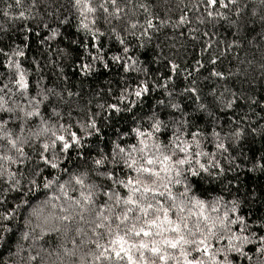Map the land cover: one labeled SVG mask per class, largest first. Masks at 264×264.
Wrapping results in <instances>:
<instances>
[{
  "label": "clouds",
  "instance_id": "1",
  "mask_svg": "<svg viewBox=\"0 0 264 264\" xmlns=\"http://www.w3.org/2000/svg\"><path fill=\"white\" fill-rule=\"evenodd\" d=\"M0 62V264H264V0H0Z\"/></svg>",
  "mask_w": 264,
  "mask_h": 264
},
{
  "label": "trees",
  "instance_id": "2",
  "mask_svg": "<svg viewBox=\"0 0 264 264\" xmlns=\"http://www.w3.org/2000/svg\"><path fill=\"white\" fill-rule=\"evenodd\" d=\"M30 27H33L32 25H30ZM39 31V29H35L34 31H32L31 33H29V46L30 49H32L33 51L36 48L37 45V36H36V32ZM43 35H47V33H43ZM42 36L40 38H42ZM105 46H107V41L104 42ZM89 47H91V43L89 44ZM115 47V46H113ZM77 54H78V59H77V63H79V56L83 55V52L80 48H74L73 49ZM143 59H151V56L148 53H145L144 56L142 57ZM111 63V62H109ZM153 69L155 70V65L153 66ZM4 70V66L3 63L0 62V71ZM113 71H115V69H113ZM69 72L71 73L72 70L69 69ZM108 75L107 72L101 71L99 76L97 77V81L95 82H102V80L104 78H106ZM165 75H171V73L165 72ZM78 77H79V69H76L75 74L73 75V81L77 82L78 81ZM94 81H86V83H95ZM261 101H264V96L260 97ZM240 107H243V103L239 102ZM150 107V104H149ZM258 112H260L261 115H264V108H258L257 109ZM232 113H228L227 116H231ZM203 120L202 118H200L197 123L198 124H202ZM262 123H264V121H261ZM121 123H123V121H121ZM123 131H128V128H124ZM255 149H253V153H255ZM255 158V157H254ZM233 177H230V179ZM236 185L239 186L241 192H249V193H259V198L252 201L250 206H246L245 210L241 213L242 215L251 217V219L249 220V223L252 222V220H256V219H264V173H259L258 175H253L251 172L248 171H242L239 174V179L236 180ZM251 208V210H248V208ZM255 230L257 232H259L262 236H264V228H261L259 226H256ZM255 249L253 247H250L248 249L249 252L254 251ZM234 259H238L236 257H234ZM246 264V262H245Z\"/></svg>",
  "mask_w": 264,
  "mask_h": 264
},
{
  "label": "snow or ice",
  "instance_id": "3",
  "mask_svg": "<svg viewBox=\"0 0 264 264\" xmlns=\"http://www.w3.org/2000/svg\"><path fill=\"white\" fill-rule=\"evenodd\" d=\"M145 234H147V233H145Z\"/></svg>",
  "mask_w": 264,
  "mask_h": 264
}]
</instances>
